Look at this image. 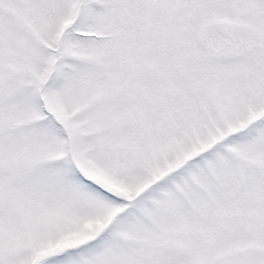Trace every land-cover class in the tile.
Returning <instances> with one entry per match:
<instances>
[{"label": "snow or ice", "instance_id": "snow-or-ice-1", "mask_svg": "<svg viewBox=\"0 0 264 264\" xmlns=\"http://www.w3.org/2000/svg\"><path fill=\"white\" fill-rule=\"evenodd\" d=\"M0 264H264V0H0Z\"/></svg>", "mask_w": 264, "mask_h": 264}]
</instances>
